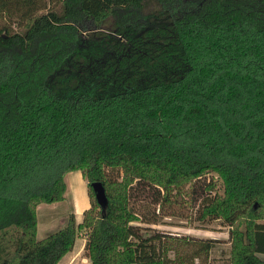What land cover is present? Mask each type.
<instances>
[{
  "label": "trees",
  "instance_id": "1",
  "mask_svg": "<svg viewBox=\"0 0 264 264\" xmlns=\"http://www.w3.org/2000/svg\"><path fill=\"white\" fill-rule=\"evenodd\" d=\"M73 171L90 207L39 239ZM135 185L159 197L146 223L201 197L230 264H264V0H0V264H58L80 233L90 264L209 256L216 240L178 259L146 238Z\"/></svg>",
  "mask_w": 264,
  "mask_h": 264
},
{
  "label": "rangeland",
  "instance_id": "2",
  "mask_svg": "<svg viewBox=\"0 0 264 264\" xmlns=\"http://www.w3.org/2000/svg\"><path fill=\"white\" fill-rule=\"evenodd\" d=\"M110 175L119 177L116 172L115 174L110 173ZM65 180H67L68 188L66 200L53 204H42L38 207L39 223L37 236L39 239H43L66 226L70 214H74L76 220L80 221L84 209L90 207L87 182L83 178L81 171L68 173ZM203 182V179L200 180V184ZM130 193L131 201L135 203L137 211L142 216L146 210L155 208L154 201L159 198L155 191L138 187L137 185L131 189ZM195 199L189 200V198H186L182 209V213L187 215L185 217H165L158 223L148 224L143 216L142 220L134 224L140 227L146 238L156 234L158 237L153 240L154 244L160 247L163 254L166 253L170 258H189L200 247L198 241L216 240L217 242L207 258L202 255L190 264H230V227L221 221H215L207 225H202L195 221L192 215L195 213L201 197L198 199L195 197ZM46 207H51V210H45L44 208ZM82 238L84 237L80 233L75 250L79 249L82 242L84 243ZM85 253L84 249V253L81 255L87 257ZM69 257L71 258L72 256H68L67 259ZM262 258H264V255H262ZM65 261L64 259L61 264ZM83 263L86 264V260H83Z\"/></svg>",
  "mask_w": 264,
  "mask_h": 264
},
{
  "label": "crops",
  "instance_id": "3",
  "mask_svg": "<svg viewBox=\"0 0 264 264\" xmlns=\"http://www.w3.org/2000/svg\"><path fill=\"white\" fill-rule=\"evenodd\" d=\"M65 179H66V177H65ZM66 182H67V180H65ZM67 194H68V188H67V191H66V195H65V199L64 200H66V198H67ZM63 200V201H64ZM39 207V206H38ZM45 210H51V207H46V208H44ZM43 209V210H44ZM88 209V208H87ZM86 209H84V211H85ZM84 211H83V213H84ZM37 214H38V209H37ZM81 218L83 219V215L81 214ZM81 219V220H82ZM81 220L79 221H77V222H81ZM39 223V222H38ZM38 232V231H37ZM79 239V238H78ZM78 239H77V241H78ZM81 240V239H80ZM82 240L84 241V243L82 242L81 243V245H80V247H79V249H77V250H75V247H74V249L71 251V252H69L68 254H66V256H64V258H62V260H60V262L58 263V264H61V262L65 259L66 261L63 263V264H84L83 263V260H86V264H90L89 263V260H88V258L87 257H83L84 255H81V254H83L84 253V245H85V242H86V239L85 238H82ZM76 241V242H77ZM76 245V244H75ZM81 252H83V253H81ZM68 256H72L71 258L69 257V259H67L68 258ZM75 257V258H74ZM78 257V258H77ZM85 258V259H84ZM83 259V260H82Z\"/></svg>",
  "mask_w": 264,
  "mask_h": 264
},
{
  "label": "water",
  "instance_id": "4",
  "mask_svg": "<svg viewBox=\"0 0 264 264\" xmlns=\"http://www.w3.org/2000/svg\"><path fill=\"white\" fill-rule=\"evenodd\" d=\"M92 187L94 189L95 196H96L98 203L102 207H106L108 200H107L103 185L99 182H95L92 184Z\"/></svg>",
  "mask_w": 264,
  "mask_h": 264
}]
</instances>
